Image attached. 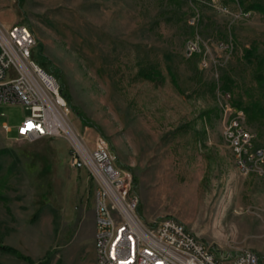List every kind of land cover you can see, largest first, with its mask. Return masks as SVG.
I'll return each instance as SVG.
<instances>
[{
	"label": "rangeland",
	"instance_id": "374dc122",
	"mask_svg": "<svg viewBox=\"0 0 264 264\" xmlns=\"http://www.w3.org/2000/svg\"><path fill=\"white\" fill-rule=\"evenodd\" d=\"M16 23L61 85L78 146L104 139L131 174L145 223L173 217L217 253L264 256V179L239 171L225 137L229 104L264 147V0H0V24ZM197 38L233 51L203 70L186 56ZM28 114L0 105V127ZM16 136L0 129V245L29 262L0 249V264H96V185L73 165L78 146Z\"/></svg>",
	"mask_w": 264,
	"mask_h": 264
},
{
	"label": "built area",
	"instance_id": "2783aa9c",
	"mask_svg": "<svg viewBox=\"0 0 264 264\" xmlns=\"http://www.w3.org/2000/svg\"><path fill=\"white\" fill-rule=\"evenodd\" d=\"M235 17L248 19L251 12L241 10ZM199 18L196 14L190 25L197 26ZM36 46V36L28 26L0 24V105H21L29 112L15 128L8 122L0 127L6 138L16 129L17 136L12 139L16 141L33 142L71 134L69 110L60 84L34 60ZM210 47L209 41L197 38L189 41L186 51H191V58L200 57L203 70H211L231 55L233 42H218L216 56ZM225 112L230 120L225 137L239 171L264 179V147H257L256 136L244 129L245 112L229 104ZM76 153L73 165L85 166L96 185V264H264V256L252 250L235 256L215 252L176 218L163 217L145 223L139 215L140 200L134 192L132 176L117 167L104 139L97 138L90 152L78 146Z\"/></svg>",
	"mask_w": 264,
	"mask_h": 264
},
{
	"label": "trees",
	"instance_id": "16d2710c",
	"mask_svg": "<svg viewBox=\"0 0 264 264\" xmlns=\"http://www.w3.org/2000/svg\"><path fill=\"white\" fill-rule=\"evenodd\" d=\"M61 87V85H60ZM61 93L64 97H66L64 94H63V89L61 87ZM67 98V97H66ZM5 153H8L7 150H0V154H5ZM0 171H1V166H0ZM0 249L7 252V253H10L12 255H15L17 256L18 258H21V259H24L26 260L27 262H29V258L28 257H24L18 250L12 248V247H9V246H4V245H0Z\"/></svg>",
	"mask_w": 264,
	"mask_h": 264
},
{
	"label": "bare ground",
	"instance_id": "6f19581e",
	"mask_svg": "<svg viewBox=\"0 0 264 264\" xmlns=\"http://www.w3.org/2000/svg\"><path fill=\"white\" fill-rule=\"evenodd\" d=\"M186 56H187L188 58H191V51H186ZM70 138L72 139V141H73L75 144H77V145L80 144V143H79V140L76 139L77 137H74V133H71V134H70ZM185 228H186V227H185Z\"/></svg>",
	"mask_w": 264,
	"mask_h": 264
}]
</instances>
